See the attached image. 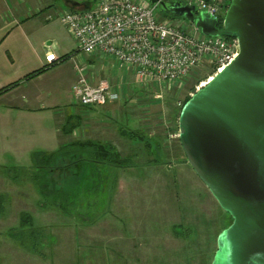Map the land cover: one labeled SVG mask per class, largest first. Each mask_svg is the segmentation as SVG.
I'll return each instance as SVG.
<instances>
[{
	"label": "crops",
	"instance_id": "obj_1",
	"mask_svg": "<svg viewBox=\"0 0 264 264\" xmlns=\"http://www.w3.org/2000/svg\"><path fill=\"white\" fill-rule=\"evenodd\" d=\"M92 4L91 1L87 5L90 7ZM87 5L73 0H64L62 3L58 0H0V89L19 81L12 88L0 93L1 220L7 219L9 215L12 184L18 186L29 183L37 194L36 203H41L32 181L25 175L13 178L14 169L31 166L34 151H54L61 144L74 139H91L110 143L129 163V166L124 167L105 165L103 189H106V192L103 201H109V207L112 204V198L109 200L111 192L108 193L107 189L113 188L114 185L116 188L118 186L125 188L132 184L143 188L161 186L170 193L172 186L175 188L176 182H180L185 188L188 185L197 187L194 188L195 192L183 189V195L192 193L198 199L199 195L202 197L205 194L204 192L209 193L207 187L186 161L178 137H169L167 132L169 125L163 121L164 118L161 117L160 112H157V117H153L150 110H147L154 107L162 108V102L154 104L150 100L149 107L146 101L135 100L134 96L130 95L129 86L126 87L127 94L120 89L117 99L109 100L102 105L81 106L70 100L72 99L70 87L76 79L75 64L77 62L73 57L79 50L70 53L65 60H57L60 56L45 47L44 20L49 12L84 9L88 8ZM48 52L54 55L53 62L46 61ZM95 57L96 59L91 61L92 64H80L85 67V74L92 83L104 76L103 58L109 67L113 65L117 67L116 69H120L121 74H123L121 71L133 72L127 66L116 64L111 57L102 56L100 60L97 56ZM45 64L50 65L43 72L24 79L25 75ZM118 74L116 73L117 76ZM134 77L138 81L135 73ZM116 82L117 80L114 83ZM119 85L120 88H125ZM123 97L127 98L123 99ZM60 107H65V111L60 114L55 113ZM175 114L170 116L169 120V122L172 121L171 127L175 126L176 129L172 133L178 130L179 115L174 117ZM140 155L147 156L148 160L137 161L136 158ZM18 157L23 159L29 157V160H25L24 164V160L22 162ZM137 168H140V173H136ZM173 172L175 174L172 175ZM153 173L160 177L152 175ZM115 193L116 190L113 195ZM189 207L190 210L196 211V205L191 204ZM104 211L96 216L84 213L81 219L89 221L91 218L102 219L105 216ZM21 213H19L16 227L8 225L0 228V233L5 235L4 244L10 248L12 240L16 245L26 244V248L30 246L34 251H40L36 244H29L27 239L34 238V241H38L41 238L40 232L42 233L44 229L40 227L37 233L31 229L33 234L21 238L19 234L23 228ZM29 214L34 221V216ZM74 218L77 219L76 216ZM83 225L91 224L85 221ZM114 231H111V235L115 237L103 239L102 243H77L78 247L82 251H103V248L112 246L117 247L116 250L119 252L123 246L125 251L141 246V243L132 244V237H126L130 234L125 228ZM115 241L118 242L115 243ZM119 243L123 246L118 245ZM125 244H128V248ZM19 245H17L18 248ZM70 246L75 248L76 245Z\"/></svg>",
	"mask_w": 264,
	"mask_h": 264
},
{
	"label": "rangeland",
	"instance_id": "obj_2",
	"mask_svg": "<svg viewBox=\"0 0 264 264\" xmlns=\"http://www.w3.org/2000/svg\"><path fill=\"white\" fill-rule=\"evenodd\" d=\"M63 1L58 0L59 3ZM73 1L81 4L91 3L93 0ZM229 1L227 0L228 4ZM159 11L157 7L156 12L162 15ZM45 20L43 39L46 48L58 56L78 50L77 42L59 18L53 16ZM174 20L188 23L181 17H176ZM80 53V51L77 52L73 57L78 64L89 65V63L92 64V60L96 59L94 55ZM105 61L103 58V77H108L112 83L117 80L119 93L120 89H123L127 94L126 87L129 86L130 95L134 96L135 100L146 101L149 107L151 106L150 100L154 104L162 102V108L151 107L152 109L147 110H150L153 117H157V112H160L161 117L164 118L163 121L169 125L168 134L176 130L175 126L171 127L172 121L169 122V120L173 114L176 113L174 117L179 115L181 107L177 103L183 102L186 96L189 97V94L194 92L200 83L207 81L212 75V68L203 63L194 68L184 82L162 88L161 97L155 98L152 92L159 90L158 84H151V89H149L145 83L142 84L135 79L133 72L121 71L123 73L121 74L120 69H116L117 67L113 65L109 67ZM116 73H119L118 76ZM119 84L125 88H120ZM126 98L123 97V99ZM67 105L70 104L67 102ZM64 108L60 107L55 113H62L65 111ZM139 112L141 113L142 110L140 109ZM18 159L24 160L22 162L25 164V160H29V157L25 159L18 157ZM136 160L140 162L148 159L147 156L140 155ZM136 173H140V168L136 169ZM176 183L177 187L172 186L170 193L161 186L143 188L132 184L125 188L121 186L116 188L114 185L110 188L112 189L111 195L116 190L115 195H110L109 200L112 198L110 207L109 201H103L106 191H103V195L90 194L86 197L90 206L81 210L84 205L82 204V207L77 208L80 210L77 213L86 211V214L91 216L99 215L109 208L106 212L104 211L105 216L102 219L91 218L90 221L82 220L81 214H78L76 219L74 218L75 213H72V217L67 216L58 208L44 207L42 203H36L37 194L29 183L18 186L12 184L9 215L7 219H0V228L8 225L16 227L19 213L28 212L35 218L33 231L37 233L40 227L44 231L40 232L41 238L38 241H34V238L27 239L29 244H36L40 251H34L30 246L26 248V244L23 246L17 244L20 246L18 248L12 240L9 248L7 244H4L5 235L0 233V264H211L217 248L218 234L231 223L232 219L220 208L210 192H204L205 194L202 197L199 195L200 198L197 199L192 193L183 195V189L194 191L196 186L188 185L185 188L180 182ZM191 204L196 205V211L190 210L189 205ZM85 221L91 225H83ZM177 223L183 224L184 236L173 233L172 226ZM73 224L76 226L74 227ZM122 228L130 234L126 236L127 238L132 237V244L141 243V246L125 251L122 243H119L118 245L123 246L119 252L116 250L117 247L112 246L103 248V251H82L78 247V244L102 243L103 239L115 237L111 235V231ZM175 228L178 229V226ZM72 244L76 245L75 248L70 246ZM125 246L128 248V244Z\"/></svg>",
	"mask_w": 264,
	"mask_h": 264
},
{
	"label": "water",
	"instance_id": "obj_3",
	"mask_svg": "<svg viewBox=\"0 0 264 264\" xmlns=\"http://www.w3.org/2000/svg\"><path fill=\"white\" fill-rule=\"evenodd\" d=\"M203 35L234 34L235 59L183 104L186 161L228 213L211 264H264V0H230L221 27L178 0H148Z\"/></svg>",
	"mask_w": 264,
	"mask_h": 264
},
{
	"label": "built area",
	"instance_id": "obj_4",
	"mask_svg": "<svg viewBox=\"0 0 264 264\" xmlns=\"http://www.w3.org/2000/svg\"><path fill=\"white\" fill-rule=\"evenodd\" d=\"M178 1L191 5L195 13L207 12L221 23L228 7L227 0ZM92 3L84 9L54 11L46 19L59 18L81 53L111 57L116 64L131 68L138 82L145 83L149 89L151 84H158L159 90L152 92L155 98L161 97L162 88L184 82L197 66L208 64L212 78L237 56L236 36L227 39L221 35H203L193 23L159 15L157 3L148 0H93ZM45 58L48 63L55 60L50 52ZM84 70L83 65L75 64L76 79L70 87L73 103L96 106L119 97L117 83L105 77L92 83ZM177 104L182 107L184 103ZM169 137H178V130Z\"/></svg>",
	"mask_w": 264,
	"mask_h": 264
},
{
	"label": "trees",
	"instance_id": "obj_5",
	"mask_svg": "<svg viewBox=\"0 0 264 264\" xmlns=\"http://www.w3.org/2000/svg\"><path fill=\"white\" fill-rule=\"evenodd\" d=\"M87 4L89 2L85 3V5ZM159 12L164 17L176 18L163 10ZM218 26L221 27V22ZM221 36L227 39L235 37L231 33H223ZM68 57L69 53L60 56L57 60H65ZM49 65L45 64L31 71L24 76V79L43 72ZM18 82L15 81L1 88L0 93L12 88ZM188 98L186 96L183 103ZM105 165L108 167H124L129 166V163L119 155L110 143L91 139H74L61 144L54 151H34L31 166L14 169L13 178L25 175L35 186L44 207L58 208L65 215L75 213L77 217L78 214L86 213V211L77 213L80 212L77 208L82 207V204L84 205L81 210L90 206L87 196L98 193L103 195V191L106 190L103 189ZM107 191L110 193L112 189L108 188ZM21 224L23 225L22 230L19 231L21 238L26 234H33L31 225L34 224V221L30 214L21 213ZM176 226H178V229L175 228ZM172 227L174 234L185 235L183 224L177 223Z\"/></svg>",
	"mask_w": 264,
	"mask_h": 264
},
{
	"label": "bare ground",
	"instance_id": "obj_6",
	"mask_svg": "<svg viewBox=\"0 0 264 264\" xmlns=\"http://www.w3.org/2000/svg\"><path fill=\"white\" fill-rule=\"evenodd\" d=\"M212 78H213V76H212ZM212 78H209V80L212 79ZM209 80H207V81H209ZM207 81L203 82V84L201 85V87H202L203 85H205Z\"/></svg>",
	"mask_w": 264,
	"mask_h": 264
},
{
	"label": "flooded vegetation",
	"instance_id": "obj_7",
	"mask_svg": "<svg viewBox=\"0 0 264 264\" xmlns=\"http://www.w3.org/2000/svg\"><path fill=\"white\" fill-rule=\"evenodd\" d=\"M165 1H168V0H165Z\"/></svg>",
	"mask_w": 264,
	"mask_h": 264
}]
</instances>
